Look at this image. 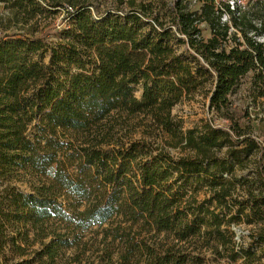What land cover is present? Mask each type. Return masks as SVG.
<instances>
[{
	"label": "trees",
	"instance_id": "trees-1",
	"mask_svg": "<svg viewBox=\"0 0 264 264\" xmlns=\"http://www.w3.org/2000/svg\"><path fill=\"white\" fill-rule=\"evenodd\" d=\"M155 2L94 16L80 0H0V28H30L0 34V264H60L105 225L116 264H204L203 248L264 264V151L238 135L264 100V0ZM60 10L54 41L37 34ZM198 93L218 124L183 131L171 110ZM114 114L149 116L190 154L114 143ZM256 149L254 176L235 175Z\"/></svg>",
	"mask_w": 264,
	"mask_h": 264
},
{
	"label": "rangeland",
	"instance_id": "rangeland-1",
	"mask_svg": "<svg viewBox=\"0 0 264 264\" xmlns=\"http://www.w3.org/2000/svg\"><path fill=\"white\" fill-rule=\"evenodd\" d=\"M74 0H64L63 5H69L68 2ZM89 5L92 15H100L106 11H127L131 5V1L140 2L141 0H80ZM154 3L155 0H150ZM188 3V8L193 9L196 7V0H186ZM219 1V0H218ZM231 1V0H230ZM154 7V6H153ZM155 9V7H154ZM157 9H155L156 11ZM7 13H4L6 17ZM63 10H60L58 14L42 19V22L38 26V30L41 35H45L50 41L54 38L51 35L54 33L55 28L59 25L61 18L63 17ZM6 19H4V26L0 28V34L12 33L16 31L24 32L25 30H30L29 25L24 26L21 24H14L10 22L8 24ZM8 25V29H4L5 25ZM201 36L203 38L209 37V32L207 27L202 24L200 25ZM36 34V35H37ZM264 42V41H263ZM134 95L139 98L141 95L140 87H137ZM235 102L240 105H245V101L241 93L234 98ZM207 100L204 93H198L193 98L189 100H184L177 104L171 110L172 123H177L180 125L181 130L186 131L189 129L200 127L203 122H210L213 124H218V121L214 119L213 114L208 112ZM149 116L138 115V116H125L124 114H114L112 119L109 121V125H114V138L113 141L118 142H129V141H151L153 146L167 151L170 155L186 156L189 153L188 150L182 148V145L173 139V137L166 133L164 130L161 131L154 125ZM240 136H251L256 139L259 143L261 150L264 151V100H261L257 106H248V114L240 121ZM159 133L160 136H157ZM113 145V144H112ZM245 145L232 146L225 145L222 149L220 156L227 152L229 149L233 148L236 151L243 150ZM259 150H253L251 154L247 157V161L243 166H236L234 174L244 175L250 179L254 176L256 172V157L258 156ZM24 186H21L23 189ZM203 197V194L199 198ZM108 225L102 228L92 227L84 232L81 236L82 243L78 248L70 249L65 253V259L60 262V264H116L119 262V251H121V246L116 241H111L110 234L105 230ZM239 230V234L235 238L239 241L241 235L246 234V227L241 225L239 228H234ZM235 231V230H234ZM156 238L157 240H163L165 237L163 234H159L156 237L152 232L150 235L142 233L141 237ZM201 255L204 258V264H232L228 262L227 259L221 257L220 254L212 249L203 248L200 250Z\"/></svg>",
	"mask_w": 264,
	"mask_h": 264
},
{
	"label": "water",
	"instance_id": "water-1",
	"mask_svg": "<svg viewBox=\"0 0 264 264\" xmlns=\"http://www.w3.org/2000/svg\"><path fill=\"white\" fill-rule=\"evenodd\" d=\"M235 233L238 235L239 234V230L238 229H235Z\"/></svg>",
	"mask_w": 264,
	"mask_h": 264
}]
</instances>
